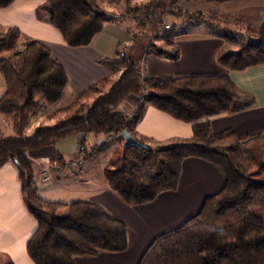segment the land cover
<instances>
[{"label": "trees", "instance_id": "1", "mask_svg": "<svg viewBox=\"0 0 264 264\" xmlns=\"http://www.w3.org/2000/svg\"><path fill=\"white\" fill-rule=\"evenodd\" d=\"M16 1L0 0V11L9 9ZM40 1L44 4L38 13L45 14L46 23L68 49L90 47L106 25L115 21L113 15L99 6V0ZM134 1L124 0V14L129 17L156 19L160 13L181 19V23L168 26V30L163 27V33L153 38L164 49L152 44L139 57L133 53L127 55L125 46L119 44L112 58L96 61L98 67L111 72V77L76 94L66 108L49 116L48 127H38L30 136H26V127L32 119L42 118L46 107L60 101L68 88V79L60 63L41 43L24 37L16 28H8L0 36V74L5 84L0 116L9 117L12 126L10 136L0 131V160L15 165L24 203L37 223L26 246L27 256L32 264H75V259H96L100 254L121 255L128 251L125 225L102 207L89 202L51 203L38 195L36 177L40 176L36 166L40 163L34 164L28 155L78 137L71 160L45 163L64 167L77 158L75 151L82 147L83 166L89 158L116 144L103 180L131 208L149 205L162 194L176 192L182 165L188 159L206 163L222 175V190L205 199L200 211L184 225L156 238L138 264H264V130L238 144L232 130L213 134L210 125L212 118L251 110L255 105L253 98L227 77L146 78L141 68L144 59L149 58L178 61L180 53L173 44L178 36L204 31L226 44L232 34L227 31L220 34L223 27L205 21L201 13L181 11L180 3L189 0H149L144 7L132 5ZM208 1L218 6L240 2ZM245 28L249 31L250 25ZM22 39L25 48L17 52ZM216 62L234 73L264 66V22L240 51H228L224 45L217 53ZM132 97L139 99V105L126 115L120 108ZM148 108L189 125L191 138L158 144L140 137L136 128ZM123 133L142 147L124 149ZM89 135L104 137V141L87 149ZM107 139L113 141L106 145ZM82 166L55 178L74 175ZM62 211L67 215L58 218ZM217 227L231 228L232 244L220 241Z\"/></svg>", "mask_w": 264, "mask_h": 264}, {"label": "crops", "instance_id": "2", "mask_svg": "<svg viewBox=\"0 0 264 264\" xmlns=\"http://www.w3.org/2000/svg\"><path fill=\"white\" fill-rule=\"evenodd\" d=\"M121 1L103 0L104 5L108 2L115 4L112 8L105 6V11L113 15L115 21L106 25L104 31L87 48L68 49L58 33L48 26L45 18L36 20L38 8L44 4L43 1L17 0L9 9L0 11V26H5V29L16 28L24 37L44 45L64 69L68 79L65 93L72 98L94 83L111 77V72L98 67L96 61L100 58H112L119 44L129 43L130 27L125 29L127 37L116 31L117 23L129 18L124 14L126 4L124 0ZM121 7L122 12L116 13L115 8L118 10ZM223 7L227 5L221 6L222 9ZM28 18L32 22V30L26 31L24 20ZM133 19L137 28L147 31L148 27L156 26L158 18L149 17L145 20L143 16H137ZM141 21L142 24L139 23ZM151 35L154 38L157 33ZM130 38L135 40L136 36L132 35ZM131 44L129 50L135 45L133 42ZM153 44L164 49L159 41H154ZM173 44L180 53L179 60L171 62L150 59L143 63L144 76L173 79L195 76L227 77L240 91L251 96L255 105L246 112L210 119L212 133L232 130L238 144L258 136L264 130V66L242 73L226 71L216 62L217 53L225 45L224 41L205 33L178 36ZM125 51L128 53L127 47ZM4 91L5 84L0 74V98ZM138 105L139 99L132 97L125 101L120 111L130 115ZM136 132L140 137L158 144H174L189 140L192 136L189 125L178 123L151 108L146 110ZM103 141L104 137L89 135L86 148L91 150ZM77 144L78 137H73L53 148L32 152L28 158L34 164L54 160L65 163L73 158ZM103 155L105 153L89 158L76 174L67 175L66 178L43 182L36 177L38 195L43 201L64 205L78 202L96 204L123 223L128 231L129 247L125 254H100L96 259H75V264H138L156 238L176 230L193 218L200 211L204 200L219 193L224 185L218 170L201 161L188 159L182 165L180 184L176 192L162 194L149 205L131 208L106 187L103 173L111 154ZM36 229L37 223L29 213L21 194L15 165L11 161L0 160V264H32L27 256L26 246Z\"/></svg>", "mask_w": 264, "mask_h": 264}, {"label": "rangeland", "instance_id": "3", "mask_svg": "<svg viewBox=\"0 0 264 264\" xmlns=\"http://www.w3.org/2000/svg\"><path fill=\"white\" fill-rule=\"evenodd\" d=\"M39 1L40 0H38V2ZM148 2L149 0H135L134 3H132V5L135 4L136 6L144 7ZM99 3H100L99 6L105 9L104 6L106 5L103 4L104 3L103 0H99ZM110 7L112 8L115 6L111 5ZM115 9H116L115 10L116 13L122 12L121 10L122 7L119 8L118 10L117 8ZM179 9L181 11L189 12L191 14L201 13L205 16L204 17L205 21L210 23L220 24L223 27L222 30L220 31V34H224L226 31L232 34V37L228 38V41H226L225 44L226 49L228 51L235 53L247 46L248 37L255 36L258 32L259 27L262 25L264 21V0H240V2L238 3L228 4L227 7H223V9L221 8V6L211 4L208 0H189V1L181 2L179 5ZM159 14L160 13H158L156 17L158 18L156 22V26H153L151 28L148 27L147 31H144L141 28H137L135 26L134 19L132 17H129L128 19L124 21H119V23H117L116 25L117 30L116 29L115 30L119 34H122L127 37L128 34L125 33V29L126 27H130L131 30L129 36L130 37L132 35L136 36L135 40L129 37L128 39L129 43L125 42L124 44V46L128 48L127 55L133 53L135 55H138L139 57L140 56L143 57L147 47L154 43L151 33L161 34L163 33L162 28L165 27L166 25L172 26L182 22L181 19L176 18L174 15H159ZM44 17L46 20V16L44 13L36 14L37 21H41L42 19H44ZM24 21H25L26 31L29 29L32 30L31 20L28 18ZM247 24L250 25L249 31L245 28ZM4 27L5 26L3 25L0 26V34L7 29V28L5 29ZM200 31L202 30L200 29ZM200 33H204V31ZM132 42L135 45L134 47L131 48V50H129V46L132 45L131 44ZM24 48H25V41L22 39L19 42L16 51L20 52ZM132 50L133 52H131ZM150 59L152 58L144 59L143 63L147 62ZM143 63L141 65L142 74L145 73ZM1 93L3 92L1 91ZM73 99L74 97L69 98V95L64 93L62 98L58 103H56V105L46 107L41 113L42 114L41 116H43L42 118L39 117L37 120L32 119L30 121V123L26 127V136H30L33 133V131L38 127H48L49 124L46 121L47 119L46 117L51 116V114L55 113L56 111L66 108ZM38 123L39 126L37 125ZM0 131L5 135L8 136L12 135L11 119L9 117L0 116ZM115 149H117V145L110 144L102 151L103 154L105 153V155L103 156H106L108 154L112 155ZM66 215L67 212L62 211L57 215V217L64 218ZM216 231L222 243L224 244H227L229 242L233 243V234L230 227H217Z\"/></svg>", "mask_w": 264, "mask_h": 264}, {"label": "built area", "instance_id": "4", "mask_svg": "<svg viewBox=\"0 0 264 264\" xmlns=\"http://www.w3.org/2000/svg\"><path fill=\"white\" fill-rule=\"evenodd\" d=\"M168 29L169 27L166 25L165 30H168ZM112 141H113L112 139H107L105 144L107 145L108 143ZM84 153H85V150L82 147H79L75 151L77 158L74 161L67 163L66 166L60 167L57 165H50L48 163H43V164H40L39 166H36V171L39 172L40 179L43 182L52 181L53 178L55 177H64V174L67 170L74 171L82 166Z\"/></svg>", "mask_w": 264, "mask_h": 264}, {"label": "water", "instance_id": "5", "mask_svg": "<svg viewBox=\"0 0 264 264\" xmlns=\"http://www.w3.org/2000/svg\"><path fill=\"white\" fill-rule=\"evenodd\" d=\"M124 139V149L127 147H142L140 144L136 143L132 137H130L127 133L122 134Z\"/></svg>", "mask_w": 264, "mask_h": 264}]
</instances>
